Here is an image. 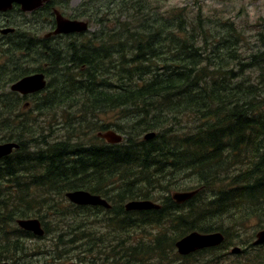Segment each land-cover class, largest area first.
Here are the masks:
<instances>
[{"label":"trees","instance_id":"16d2710c","mask_svg":"<svg viewBox=\"0 0 264 264\" xmlns=\"http://www.w3.org/2000/svg\"><path fill=\"white\" fill-rule=\"evenodd\" d=\"M126 6L124 3L119 9V15L127 13ZM139 14H128V21L121 24L127 29L130 23L135 29L129 38L133 42L126 49L122 43L114 46L110 41L107 46L106 39L99 35L57 37L51 42L25 31L0 45V58H6L0 65L3 122L7 116L20 112L24 101L29 105L32 102L36 109L65 107L72 111L68 106L74 105L82 117L88 112L117 111L130 121L120 144L110 145L95 136L94 140L97 138L100 143L69 145L58 141L32 152H27L31 149L27 141L13 135L20 128L31 140L32 128L27 130L22 120L15 130L3 126L9 129L0 135V143L14 142L19 148L0 159V262L17 263V257L26 249L23 243L41 239L17 228V218L37 217L45 234L48 232L40 211L34 212L33 207L45 209L47 198L54 192L83 189L123 203L152 199L150 185L153 187L151 183L163 175L193 178L200 190L184 204L165 197L158 210L115 213V220L110 222L122 232L146 225L172 228L146 245L145 254L149 256L163 252L165 257V245L170 250L178 239L191 232L220 231L224 235L219 247L178 256L179 264L225 249L229 244L227 232L213 226L216 219L235 218L240 213L259 223L264 217V88L263 94L255 96L261 86L221 68V62L237 54L233 30L211 32L188 27L181 15L161 18L151 14L147 18L149 13L143 10ZM251 63L256 65L258 61ZM32 72L45 74L46 95L22 98L2 91ZM183 113L194 116L192 130H174L170 128L173 123L167 126V118ZM150 130L157 131L155 136L143 140L142 132ZM142 184L149 188L140 189ZM215 185L218 188L212 190ZM33 188L37 194L32 200L27 199L26 193ZM50 206L48 203L47 208ZM70 206L73 212L79 209ZM11 224L15 227L7 233ZM70 230L73 234L67 239L63 233L53 238L55 257H60L59 247L67 246L63 248L66 251L81 240L89 246L83 249L84 254L92 256L89 264H98L96 257L101 264H114L116 247L122 253L128 251L130 256L144 255L138 246L119 249L115 241L100 243L93 252L92 246L97 242L90 239L91 234L77 238V228ZM258 257L244 254L243 264H257Z\"/></svg>","mask_w":264,"mask_h":264},{"label":"rangeland","instance_id":"374dc122","mask_svg":"<svg viewBox=\"0 0 264 264\" xmlns=\"http://www.w3.org/2000/svg\"><path fill=\"white\" fill-rule=\"evenodd\" d=\"M58 3L66 17L70 18V16L74 15L78 18L76 20L87 23L88 31L84 35L86 38H92L91 36L97 37L99 35V37L106 39L107 46L110 43L114 46L122 43L123 49L128 48L130 43L133 42L129 38L131 32H134L135 29H132L133 26L130 23H128L127 26L129 28L127 29H124L125 25L122 26L121 24L128 21V14L140 15L139 13L142 10L145 14L148 11L147 18H150L151 14H156L161 18H174L181 15V18L186 21V25L192 28L200 27L211 32H217L215 30H233L232 36L236 39L237 54L234 55L233 59L226 58L225 61L221 62V68L229 71L232 70L234 76L247 79L256 86H261L258 87L255 96L263 94L264 0H127L126 2L122 0H73L71 2L61 0ZM124 3L127 4L126 9L128 10H124L127 13L119 15V9L124 6ZM133 4L136 10L132 8ZM140 8L142 10L138 11ZM20 20L25 23L28 21L30 23L33 22L34 33L30 34V36L43 39L47 35L48 31L43 28L44 22L42 16L37 17L34 15L33 18H29L26 15L19 17ZM116 25H119V27L117 28ZM107 35L110 39L107 38ZM222 35L228 34L223 32ZM0 53L2 54V49ZM251 55L256 56L251 57ZM254 60L258 61L256 65L251 63ZM5 61L6 58L1 57L0 65ZM248 63L252 65L245 67ZM2 91L7 93L8 87H5ZM45 93L46 91L39 94V96L42 97L46 95ZM68 107H71L72 111L69 108L65 110V107H60L56 110L46 108L36 109L35 105L30 102L29 107L26 109L21 107L20 112L7 116L6 122H3L4 115L0 116V135L4 134L6 129H9L3 127L5 124L7 127L15 130L20 125V120L24 121L27 130H30V128L33 130L32 139L28 140L29 137L24 136L25 132H22L20 128L14 131L13 135L21 137L20 139H23V142L27 141V146L31 147L27 152H32L44 147V145L47 147L49 144L58 141H66L69 145L75 143L98 144L100 143L99 140L97 138L94 140L97 132L111 130L122 135L124 138L126 137V135L124 136V131H129L128 124H130V121L125 119V114L106 110L100 113L88 112L82 117L78 113L77 106L72 105ZM16 115L21 116L20 119ZM167 122V126H171L170 123H173L175 125L170 128L179 131L192 130L195 123L194 116L190 113H183L182 116L177 115L174 118L169 117L167 118ZM150 132L156 133L157 131H144L141 138L143 139ZM151 184L153 187L150 185V188L149 185L142 184L140 189L149 188L152 196L150 200L159 203L165 197H171L174 193L199 190V184L193 178L175 176L174 174L163 175L157 182H152ZM217 188L218 185H215L212 187V190H216ZM26 194L27 199L32 200L37 192L33 188L31 192H27ZM47 200L51 205L50 208H47V203L44 207L45 209L36 207L37 210L33 207V211H40L41 217L46 223L44 227H46L48 232L41 239L32 238L23 243L26 249L17 257V260H19L18 264H89L92 256L83 253V249L89 247L86 245L85 240L74 243L73 247L69 250L66 249V251L63 248H67V246L59 247L57 250L60 253V257H55L57 252L55 251L56 247L53 238L58 237L59 233L61 235L63 233L67 239L70 237L69 235L73 234L70 229L74 228V226L77 228V238H83V235L91 234L93 237L90 239H96L97 243L92 246L93 252L97 251L100 243H111L113 241H115L113 243L119 249L120 247L135 248L138 246L139 249L144 251V255L141 257L130 256L128 251L127 253H122V251H117L116 247L113 250L115 255L114 264H123V262H127V264H179L181 262L175 247L169 250L167 245L164 248L165 257H163V252H159L158 256L145 254L147 244H151L150 242H153L156 236H162L165 231L166 233H170L172 228L164 230L162 225H146L129 228L122 232L117 225L113 226L110 222H107V216L103 212H98V215L92 217V219H88L91 215L85 214L89 211H83L85 213L79 211L73 212L70 204L64 199L63 193L54 192ZM125 202H128V200ZM234 215L235 213H233ZM212 224L214 227H220L227 232V243L229 244L225 249H217L214 252L196 258V260L191 258L188 260V264H243V255L247 253L259 256L255 263H264V247L258 251L253 250L255 247H250L256 233L264 229V227H260V224H264V217L259 219L258 223L256 219H246L239 213L235 218L225 217L221 220L216 219ZM14 227L11 224L6 232H11V229H14ZM161 247H163V244ZM235 248L244 250L247 253L232 254L231 251ZM123 254L124 257H122ZM121 259L124 261H121ZM96 260H98V264H101L99 257H96ZM104 264L112 263L104 262Z\"/></svg>","mask_w":264,"mask_h":264},{"label":"water","instance_id":"95a60500","mask_svg":"<svg viewBox=\"0 0 264 264\" xmlns=\"http://www.w3.org/2000/svg\"><path fill=\"white\" fill-rule=\"evenodd\" d=\"M49 0H0V11H7L11 9L12 4L16 3L20 5L22 11L29 12L33 11L43 3L48 2ZM56 17V30L53 32L54 35L59 34H72V33H82L87 30L86 23L78 21H70L64 19L58 12L55 13ZM13 30H2V34H7ZM46 87L45 76L42 73L32 74L26 77L21 78L10 86V91L18 93L22 96H27L30 94L38 93ZM155 136L154 133H148L144 136L145 140L152 139ZM98 137L104 139L107 143L118 144L122 141V136L113 132L107 131L104 133H99ZM18 146L14 143H5L0 145V158L8 156L11 154L14 148ZM198 190L191 192H181L174 193L172 199L176 203H183L191 199ZM66 198L75 205H104L109 207V205L101 199L99 196L91 195L88 192L84 191H74L68 192ZM125 209L128 211H141V210H150V209H159V206L150 202V201H130L125 205ZM17 225L37 236H43L44 232L41 228V224L36 219H20L17 220ZM255 241L253 242L254 246L264 244V230L259 231L255 235ZM224 240V237L221 233H210V234H201L198 232H191L186 236L182 237L175 243V248L177 253L181 256L191 254L195 251L202 250L205 248H212L219 246ZM239 252V249L235 248L232 250V253ZM8 264V263H2Z\"/></svg>","mask_w":264,"mask_h":264},{"label":"flooded vegetation","instance_id":"af4514ba","mask_svg":"<svg viewBox=\"0 0 264 264\" xmlns=\"http://www.w3.org/2000/svg\"><path fill=\"white\" fill-rule=\"evenodd\" d=\"M58 1L61 0H49L48 2L44 3L39 9L35 10V11H30V12H24L22 11L20 5L14 3L11 7V9L7 10V11H0V33L2 31V29H13V32H9L5 35H1L0 36V45L2 44H7L8 39L10 37H12L15 32L17 30L23 29V30H28L29 32L32 31L34 29V24L33 22H23V21H19V17L22 16H29V18H33L34 15H39V13H44V18H43V28L46 29L48 31V37L47 39H51L55 36L51 35L52 32L55 29V18H54V11H58L64 18L70 19V20H76L77 16H70L66 17L65 13H63L60 9V4L58 3ZM62 1H68L71 2L73 0H62ZM82 1V0H79ZM16 14V15H13ZM46 14V15H45ZM33 42H30V44H32ZM86 191L83 189H77V191ZM88 192V191H87ZM65 194V192L63 193ZM91 194V193H90ZM92 195H97L100 196L101 199L105 200L106 203L109 205V207H105L104 205H74L77 209V211L79 212H83V211H89L88 213L85 214H89L90 218L88 219H92V217H95L96 215H98V212H103V214H105L107 217V222H112L115 220L116 215L120 214L121 212H125V213H130L131 211H128L125 209V204L123 203H119V202H115V201H111L109 200L107 197L103 196V195H98V194H92ZM156 203H158L160 205L159 202L156 201ZM70 204V203H69ZM116 213V215H114ZM56 215V214H55ZM79 259V258H77ZM9 264H12L11 262L6 261ZM15 264H18L15 263Z\"/></svg>","mask_w":264,"mask_h":264}]
</instances>
